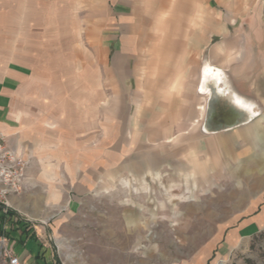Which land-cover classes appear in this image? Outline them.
Here are the masks:
<instances>
[{"label": "rangeland", "instance_id": "374dc122", "mask_svg": "<svg viewBox=\"0 0 264 264\" xmlns=\"http://www.w3.org/2000/svg\"><path fill=\"white\" fill-rule=\"evenodd\" d=\"M78 1V57L69 42L70 72L41 78L48 84L30 100L54 108L31 109L21 131L39 138L35 160L61 168L39 187L30 188L25 174L7 214L19 220L16 207L27 205L24 216L55 264H264V136L202 133L194 117L193 99L208 88L204 70L216 88L223 72L208 64V51L230 39L218 0H153L138 13L125 53L112 54L100 43L104 1ZM61 2L63 9L74 4ZM89 5L98 16H88ZM171 48L165 60L162 50ZM163 68L167 77L152 78L149 92L146 73ZM151 126L158 128L153 138ZM257 216L261 232L232 237Z\"/></svg>", "mask_w": 264, "mask_h": 264}, {"label": "crops", "instance_id": "0c3cea01", "mask_svg": "<svg viewBox=\"0 0 264 264\" xmlns=\"http://www.w3.org/2000/svg\"><path fill=\"white\" fill-rule=\"evenodd\" d=\"M73 1L74 4L70 3L63 9L61 0H0V132L6 137L9 148L15 149L25 159L28 158L26 181L30 188L37 187L41 180H55L47 173L61 168L53 159L35 160L34 158L41 156L40 152L33 149V142L39 138L31 131H21L22 127H28L31 109H36L39 105L54 108L55 104L51 106V103L30 100L47 86V80L41 82V78L70 72L67 61L70 56L69 42L74 46L73 56L78 57L76 45L83 16L82 13L77 14L80 1ZM103 1L107 8L105 22L108 23V28L100 38V43L107 54L118 51L125 53L124 50L121 51L125 45L124 40L134 37L135 31L139 30L138 13L144 10L142 6L153 4L154 1ZM218 4L220 12L225 13L226 21L223 25L226 27V36L230 39L208 51V64L214 70L218 68L223 72L218 74L220 86L210 91L209 83L216 79L208 68L204 70L209 76L208 88L198 93V99H193L195 121L201 130L204 124L202 105L210 99L217 101L218 110L234 109L236 112L227 113L228 120L224 124L217 119V126L235 124L232 130L212 135L244 130V136L259 131L263 137L264 3L261 4L259 0H218ZM88 16H98L91 5ZM232 25H237L238 28H233ZM172 50H162L161 54H166L165 60H168ZM63 59L67 61V66H64V62L55 65V60ZM165 72L166 69L163 68L154 75L146 73L149 92L153 90L152 78H166ZM157 129L154 126L146 129L148 137L153 138ZM17 130L20 132L18 140L13 136ZM149 159L153 166L159 160L155 155H149ZM41 170L44 175L39 177L36 173L41 174ZM152 177L158 179L157 174ZM31 194L33 193H25V197ZM14 202H18L17 197L10 199V206ZM15 211L19 220L0 207V254L7 251L12 256H17L21 264H55L51 249L39 240L41 236L38 228L32 224L33 219L24 216L27 205L16 207ZM262 222L261 217L252 218L247 224H240L232 237L246 233L255 235L261 232L259 225ZM0 264H7L2 256Z\"/></svg>", "mask_w": 264, "mask_h": 264}, {"label": "built area", "instance_id": "2783aa9c", "mask_svg": "<svg viewBox=\"0 0 264 264\" xmlns=\"http://www.w3.org/2000/svg\"><path fill=\"white\" fill-rule=\"evenodd\" d=\"M26 165L27 160H23L15 149L9 148L6 137L0 132V207L4 211L10 206V199L22 191ZM0 256L7 260V264H21L17 256L7 251H3Z\"/></svg>", "mask_w": 264, "mask_h": 264}, {"label": "water", "instance_id": "95a60500", "mask_svg": "<svg viewBox=\"0 0 264 264\" xmlns=\"http://www.w3.org/2000/svg\"><path fill=\"white\" fill-rule=\"evenodd\" d=\"M215 81V80H214ZM213 83H216V82H211L209 83V87L211 88H208L209 90L210 89H214L216 88L215 86L213 87L212 84ZM208 86V85H207ZM211 91V90H210ZM210 94H212V92H210ZM208 105H207V108H206V114L205 116L208 114L209 111L213 110V105L216 103L217 104V101H214V100H208ZM229 112H235L234 109H231V110H227V111H221V110H218L217 111V114H214V117H215V123L213 124V126H211L208 122H207V116L204 120V124H203V127L202 129L200 130L202 133H206V134H217L218 132H224V131H228V130H232L233 127H235L234 125L235 124H231V125H218L217 126V122L218 121H221L220 123L221 124H224L223 122L227 121L228 120V114ZM217 119H219L217 121Z\"/></svg>", "mask_w": 264, "mask_h": 264}, {"label": "flooded vegetation", "instance_id": "af4514ba", "mask_svg": "<svg viewBox=\"0 0 264 264\" xmlns=\"http://www.w3.org/2000/svg\"><path fill=\"white\" fill-rule=\"evenodd\" d=\"M217 107H218V104L215 103V104L213 105V110H211V111L208 112L209 119H208L207 121H208V123H209L211 126H213V124L215 123V117H214L213 113H214V114H217V110H218ZM214 110H215L216 112H215Z\"/></svg>", "mask_w": 264, "mask_h": 264}, {"label": "bare ground", "instance_id": "6f19581e", "mask_svg": "<svg viewBox=\"0 0 264 264\" xmlns=\"http://www.w3.org/2000/svg\"><path fill=\"white\" fill-rule=\"evenodd\" d=\"M215 111V110H214ZM216 112V111H215ZM228 114H230V113H228ZM213 115H214V113H213ZM224 123V122H223Z\"/></svg>", "mask_w": 264, "mask_h": 264}]
</instances>
